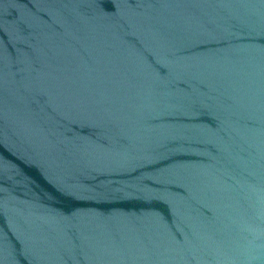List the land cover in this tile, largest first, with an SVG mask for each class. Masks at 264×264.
<instances>
[{"label":"water","instance_id":"obj_1","mask_svg":"<svg viewBox=\"0 0 264 264\" xmlns=\"http://www.w3.org/2000/svg\"><path fill=\"white\" fill-rule=\"evenodd\" d=\"M0 264H264V0H0Z\"/></svg>","mask_w":264,"mask_h":264}]
</instances>
